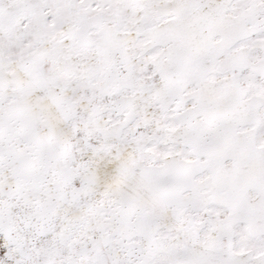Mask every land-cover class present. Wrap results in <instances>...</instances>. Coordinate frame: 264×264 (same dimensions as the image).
Here are the masks:
<instances>
[{
  "label": "snow or ice",
  "instance_id": "obj_1",
  "mask_svg": "<svg viewBox=\"0 0 264 264\" xmlns=\"http://www.w3.org/2000/svg\"><path fill=\"white\" fill-rule=\"evenodd\" d=\"M0 264H264V0H0Z\"/></svg>",
  "mask_w": 264,
  "mask_h": 264
}]
</instances>
